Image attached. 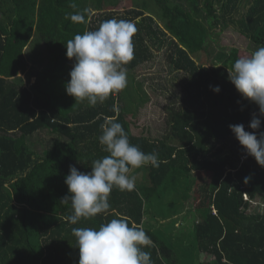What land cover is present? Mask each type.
<instances>
[{"label":"trees","instance_id":"1","mask_svg":"<svg viewBox=\"0 0 264 264\" xmlns=\"http://www.w3.org/2000/svg\"><path fill=\"white\" fill-rule=\"evenodd\" d=\"M121 1L0 0V264H79L72 229L98 228L118 217L142 226L151 237L155 247L144 250L151 252L153 264H264V213L254 208L264 206V167L246 154L229 128L243 124L246 131L264 132L258 105L243 98L228 79L239 50L216 41L215 63L206 67L182 46L176 32L183 27L185 33L191 30L190 37L215 42L217 29L233 27L254 48L264 46V0H131L132 8L117 12ZM75 12L84 13L86 22H73L68 14ZM113 18L130 20L137 28L134 59L125 66L127 87L94 107L87 100L76 102L66 93L74 64L66 56V43ZM35 36L48 62L27 86L21 75L28 70L26 50ZM162 51L183 81V96H173L167 106L163 136L135 134L128 117L150 98L134 72ZM215 86L219 93L212 90ZM254 116L261 119L258 130L249 127ZM109 117L123 125L132 144L159 154V167L144 166L150 184L136 183L132 191L114 187L110 208L76 225L66 219L72 214L70 203L61 201L59 213L48 219L53 194L70 195L65 184L69 167L90 172L92 161L107 155L98 138ZM48 130L57 138L38 154L32 138ZM186 184L185 200L196 206L199 218L190 247L205 261L184 257L148 220L147 204L160 198L164 185L176 194ZM11 185L25 204L14 201Z\"/></svg>","mask_w":264,"mask_h":264},{"label":"clouds","instance_id":"2","mask_svg":"<svg viewBox=\"0 0 264 264\" xmlns=\"http://www.w3.org/2000/svg\"><path fill=\"white\" fill-rule=\"evenodd\" d=\"M68 15L73 22H86L82 12ZM136 32L134 22L113 18L101 22L96 30L84 31L69 39L66 56L74 64L70 81L65 85L66 93L76 102L87 100L94 107L125 89L128 83L125 66L134 59L132 38ZM228 73V79L241 96L258 105L260 116H264V46L237 58ZM212 90L220 92L219 86ZM249 127L260 129L261 119L254 116ZM229 128L246 154L264 167V132L258 135L256 131H246L243 124L229 125ZM101 130L98 139L107 155L93 160L90 172L70 166L65 177L70 195L63 197L61 203H70L72 214L66 219L72 225L106 212L114 187L121 191L134 190L136 177L129 175L132 169L147 165L159 167V154L145 153L132 144L123 125L115 118H106ZM248 179L245 178V183ZM72 234L79 249V264H153L151 252L144 249L155 247L154 242L142 226L130 223L127 218H113L98 228L74 227Z\"/></svg>","mask_w":264,"mask_h":264},{"label":"rangeland","instance_id":"3","mask_svg":"<svg viewBox=\"0 0 264 264\" xmlns=\"http://www.w3.org/2000/svg\"><path fill=\"white\" fill-rule=\"evenodd\" d=\"M146 2H148V4H153L152 0H146ZM132 6L131 0H123L118 8L116 7V11L124 12L132 8ZM182 28L178 27L176 29L177 37H179L177 40H181L182 46L188 50L198 64L206 67H211L215 63V57L219 52L217 43L223 47L238 49L240 57L249 55L256 49L248 39L240 35L233 27H229L225 30L217 29L215 42L200 37L199 35L190 37L191 30L188 29L185 33L186 29L184 30ZM26 56L29 66L27 72L21 75V77L26 81L27 86H29L35 81L34 78L31 77L36 75L37 72L43 68L45 62H48V53L44 49V46L41 45L38 36L34 37V40L27 48ZM166 58L164 51L156 52L152 61L141 65L134 72L136 78L144 84V89L151 99L148 102L149 104L147 103L148 105H143L137 115H130L128 117L135 134L144 132L154 137L163 136L166 129V108L172 98H174L173 96H177L179 99L183 96V81L180 79L178 73H175L170 68ZM56 138L57 134L49 130L41 131L33 136L32 148L37 151L38 154L43 155L52 146ZM139 182L142 184H150L148 175L145 174L143 178L136 177V183L139 184ZM188 189L189 184H186L178 189V193L172 194L171 186L164 185L160 191V198L147 204L146 209L149 214L148 220L156 233L159 235L165 234L167 237L169 236V241L177 246V251L184 254V257L195 256L202 260V255L192 251L193 246L190 247L193 244L192 235L194 223L196 219L198 221L199 218L196 216L198 214L194 213V211H196V206H191L185 200V193ZM8 190L17 204H25L22 203L25 202V200L20 199L13 185L9 186ZM66 194L67 192H64L63 195L53 194L52 203L47 208L48 212L45 214L49 215L48 219H51L50 217L59 213L58 201L60 202ZM259 202L263 203V200L260 198ZM187 204L191 207L188 208ZM254 208H260L261 212L264 213L263 204L255 205ZM175 215H177V217H174ZM179 219H186V223L176 227L179 223ZM164 220L167 221L163 223Z\"/></svg>","mask_w":264,"mask_h":264},{"label":"crops","instance_id":"4","mask_svg":"<svg viewBox=\"0 0 264 264\" xmlns=\"http://www.w3.org/2000/svg\"><path fill=\"white\" fill-rule=\"evenodd\" d=\"M170 35V34H169ZM35 80V79H34ZM148 97H149V94H148ZM150 98V97H149ZM151 100V99H150ZM149 100V101H150ZM149 101H146V103H144V105L145 104H147ZM149 104V103H148ZM147 104V105H148ZM143 107V105H141L140 107H139V109H138V111L141 109ZM138 113V112H137ZM145 173H146V170L144 169V167H142V168H139V169H133L132 170V172H131V175H134L135 177H137V178H143V176L145 175ZM190 205H191V203H190ZM189 204H187V207L188 208H190L191 206H190ZM187 208V209H188ZM184 215V214H183ZM179 223L176 225V227L178 226V225H184V223H186V219H184V220H180L179 219V221H178ZM202 260L201 261H205L206 260V257H205V255H202Z\"/></svg>","mask_w":264,"mask_h":264},{"label":"built area","instance_id":"5","mask_svg":"<svg viewBox=\"0 0 264 264\" xmlns=\"http://www.w3.org/2000/svg\"><path fill=\"white\" fill-rule=\"evenodd\" d=\"M244 199L246 200V201H248V196L246 195V194H244Z\"/></svg>","mask_w":264,"mask_h":264}]
</instances>
